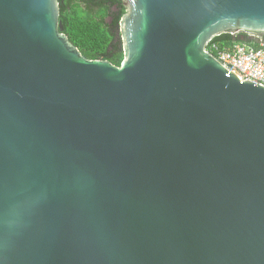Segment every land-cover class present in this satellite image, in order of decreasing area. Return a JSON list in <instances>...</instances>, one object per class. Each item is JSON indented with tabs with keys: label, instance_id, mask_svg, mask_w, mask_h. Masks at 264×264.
<instances>
[{
	"label": "water",
	"instance_id": "water-1",
	"mask_svg": "<svg viewBox=\"0 0 264 264\" xmlns=\"http://www.w3.org/2000/svg\"><path fill=\"white\" fill-rule=\"evenodd\" d=\"M123 60L60 0H0V264H264V0H124Z\"/></svg>",
	"mask_w": 264,
	"mask_h": 264
},
{
	"label": "trees",
	"instance_id": "trees-1",
	"mask_svg": "<svg viewBox=\"0 0 264 264\" xmlns=\"http://www.w3.org/2000/svg\"><path fill=\"white\" fill-rule=\"evenodd\" d=\"M62 23L65 33L80 48L87 59L107 60L119 66L123 60L119 25L126 14L124 0H60ZM82 9L88 19L78 18L77 10ZM102 16L100 20L94 17ZM93 17V19H91ZM241 37L231 35L217 37L215 42L228 46L234 42H243ZM109 42V43H108ZM108 43L107 47L106 44ZM254 48L261 46L245 41Z\"/></svg>",
	"mask_w": 264,
	"mask_h": 264
},
{
	"label": "built area",
	"instance_id": "built-area-1",
	"mask_svg": "<svg viewBox=\"0 0 264 264\" xmlns=\"http://www.w3.org/2000/svg\"><path fill=\"white\" fill-rule=\"evenodd\" d=\"M214 38L206 51L215 56L224 67L244 81L264 87V44L254 48L244 42L221 46Z\"/></svg>",
	"mask_w": 264,
	"mask_h": 264
},
{
	"label": "rangeland",
	"instance_id": "rangeland-1",
	"mask_svg": "<svg viewBox=\"0 0 264 264\" xmlns=\"http://www.w3.org/2000/svg\"><path fill=\"white\" fill-rule=\"evenodd\" d=\"M76 13H78V16H77L78 18H83V19H86V20L88 19V17L86 15H84V11L82 9H78ZM100 18H102L101 15H99L98 17H94V19L98 20V21L100 20ZM91 19H93V17H91ZM108 43L106 44V47H107ZM121 61H122V59H121Z\"/></svg>",
	"mask_w": 264,
	"mask_h": 264
},
{
	"label": "flooded vegetation",
	"instance_id": "flooded-vegetation-1",
	"mask_svg": "<svg viewBox=\"0 0 264 264\" xmlns=\"http://www.w3.org/2000/svg\"><path fill=\"white\" fill-rule=\"evenodd\" d=\"M237 38V37H236Z\"/></svg>",
	"mask_w": 264,
	"mask_h": 264
}]
</instances>
